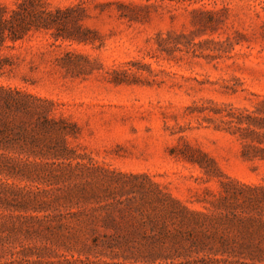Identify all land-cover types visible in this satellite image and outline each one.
Returning a JSON list of instances; mask_svg holds the SVG:
<instances>
[{
	"label": "rangeland",
	"instance_id": "obj_1",
	"mask_svg": "<svg viewBox=\"0 0 264 264\" xmlns=\"http://www.w3.org/2000/svg\"><path fill=\"white\" fill-rule=\"evenodd\" d=\"M43 2L74 12L0 49V86L46 101L3 112L17 143L0 150V264L78 258L106 226L154 215L163 194L203 212L264 195V161L245 160L222 124L229 106L264 98V0ZM65 142L70 160L55 157Z\"/></svg>",
	"mask_w": 264,
	"mask_h": 264
},
{
	"label": "trees",
	"instance_id": "obj_2",
	"mask_svg": "<svg viewBox=\"0 0 264 264\" xmlns=\"http://www.w3.org/2000/svg\"><path fill=\"white\" fill-rule=\"evenodd\" d=\"M48 7L43 0H25L11 12L0 7V49L6 48L8 41L16 44L31 33L59 27L66 15L74 12L73 8L50 11ZM55 38L87 41L73 34H56ZM8 65L9 60L0 58V75ZM22 98L46 102L0 86V150L17 143L10 123H3V112L27 109ZM258 98L252 108L229 106L222 120L226 130L242 143L243 158L250 162L264 161V98ZM61 122L57 123L64 124ZM23 141L27 142L28 136ZM73 155L75 151L65 142L55 157L70 160ZM163 196L154 215H144L126 228L106 226L103 239L94 233L78 258L66 256L60 264H264V195H222L213 206L215 210L206 208L208 212L193 209L172 194ZM248 211H256L257 216H247Z\"/></svg>",
	"mask_w": 264,
	"mask_h": 264
}]
</instances>
